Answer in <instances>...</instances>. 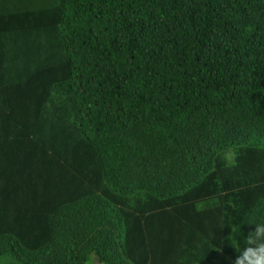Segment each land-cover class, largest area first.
Segmentation results:
<instances>
[{
  "label": "trees",
  "instance_id": "obj_1",
  "mask_svg": "<svg viewBox=\"0 0 264 264\" xmlns=\"http://www.w3.org/2000/svg\"><path fill=\"white\" fill-rule=\"evenodd\" d=\"M262 202L264 0H0V258L235 264Z\"/></svg>",
  "mask_w": 264,
  "mask_h": 264
},
{
  "label": "clouds",
  "instance_id": "obj_2",
  "mask_svg": "<svg viewBox=\"0 0 264 264\" xmlns=\"http://www.w3.org/2000/svg\"><path fill=\"white\" fill-rule=\"evenodd\" d=\"M237 151L232 145H226L223 149L221 159L224 161L226 168L235 167L237 164ZM264 206V202H262ZM253 225L255 230L250 232L246 238V244L241 247V241H238L234 236L231 238V247L235 252L241 253L235 260V264H264V219L255 220L253 214ZM233 233L239 234V229L233 226ZM0 264H9L7 258H0ZM12 264H15L13 261ZM85 264H95V255L89 253Z\"/></svg>",
  "mask_w": 264,
  "mask_h": 264
},
{
  "label": "rangeland",
  "instance_id": "obj_3",
  "mask_svg": "<svg viewBox=\"0 0 264 264\" xmlns=\"http://www.w3.org/2000/svg\"><path fill=\"white\" fill-rule=\"evenodd\" d=\"M95 264H99L98 262H95Z\"/></svg>",
  "mask_w": 264,
  "mask_h": 264
}]
</instances>
